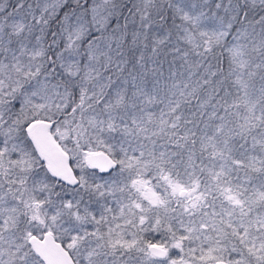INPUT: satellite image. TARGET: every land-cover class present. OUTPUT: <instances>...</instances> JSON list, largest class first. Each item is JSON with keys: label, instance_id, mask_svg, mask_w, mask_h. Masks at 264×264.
I'll list each match as a JSON object with an SVG mask.
<instances>
[{"label": "snow or ice", "instance_id": "snow-or-ice-1", "mask_svg": "<svg viewBox=\"0 0 264 264\" xmlns=\"http://www.w3.org/2000/svg\"><path fill=\"white\" fill-rule=\"evenodd\" d=\"M0 264H264V0H0Z\"/></svg>", "mask_w": 264, "mask_h": 264}]
</instances>
